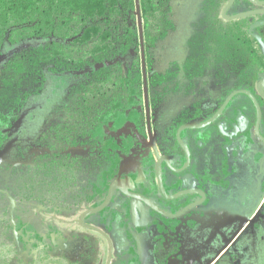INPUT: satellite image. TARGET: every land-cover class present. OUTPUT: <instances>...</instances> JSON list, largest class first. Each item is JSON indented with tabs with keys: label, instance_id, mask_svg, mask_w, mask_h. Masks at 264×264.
<instances>
[{
	"label": "flooded vegetation",
	"instance_id": "1",
	"mask_svg": "<svg viewBox=\"0 0 264 264\" xmlns=\"http://www.w3.org/2000/svg\"><path fill=\"white\" fill-rule=\"evenodd\" d=\"M169 1L172 26L141 61L142 92L62 151L78 158L76 193L64 187L59 204L53 196L48 203L34 199L42 204L26 210V188L18 187L34 174L45 151L38 137L68 92H52L50 83L56 103L48 110L28 105L44 95L51 76L74 73L47 71L42 91L2 126L0 163L8 131L24 114L29 120V138L21 140L27 157L16 151L17 170L0 177V264H210L212 257L220 259L211 264H222L231 252H257L264 238V12L244 13L264 4L194 0L196 14L177 47L168 44L177 29ZM4 44L0 68L16 55L2 54ZM69 79L53 80L72 86L76 76ZM135 95H143V108L130 109ZM109 147L118 154L107 155ZM113 157L121 161L114 171Z\"/></svg>",
	"mask_w": 264,
	"mask_h": 264
},
{
	"label": "trees",
	"instance_id": "2",
	"mask_svg": "<svg viewBox=\"0 0 264 264\" xmlns=\"http://www.w3.org/2000/svg\"><path fill=\"white\" fill-rule=\"evenodd\" d=\"M170 9L169 0H0V50L6 41L48 39L0 68V145L2 126L15 119L30 96L42 91L47 71L76 76L58 117L38 137L45 151L35 161L34 174L28 171L18 186L26 188L21 194L26 210L48 203L51 196L59 204V189L64 187L76 193L80 179L73 166L78 158L62 151L79 146L104 115L118 104L126 107L135 90L142 92L147 78L141 61L172 26ZM125 58L136 63L126 65ZM35 188L41 192L34 195ZM3 214L5 218L8 211Z\"/></svg>",
	"mask_w": 264,
	"mask_h": 264
},
{
	"label": "rangeland",
	"instance_id": "3",
	"mask_svg": "<svg viewBox=\"0 0 264 264\" xmlns=\"http://www.w3.org/2000/svg\"><path fill=\"white\" fill-rule=\"evenodd\" d=\"M198 1V0H195ZM175 11H174V18H177L176 21V31H173L174 33L172 34V40L168 41V44H177V47L180 45L181 43V39L185 36L186 31H188L189 27H188V21L190 20L191 17H193L196 13V9L193 8V2L194 0H171ZM172 6V7H173ZM48 42V39L46 38H41V37H33V38H27L24 40H21L17 43H10V42H6L4 44V52H2V54L4 55H10V57H12L13 55L21 52L22 50L29 48L31 46H39V45H46ZM168 54V53H167ZM166 56V55H165ZM168 57H170V53L168 54ZM53 75V74H51ZM70 77H75V74H67L65 76H51V78H49V83H48V87L46 89V92L44 93V95L40 98H36L35 100H32L33 102H31L28 105L27 109H38L40 110L41 108L48 110V108L52 105L55 104L56 101L54 99V95L50 96L51 92H50V88L49 85L51 83V90L52 92L56 91L57 88H61V94L62 92H68V90L70 89V84H66L61 80H66L69 81ZM53 79H61V80H53ZM51 80V81H50ZM50 96V99H49ZM144 97L143 95L139 96V95H135L133 101L130 104V109H140L144 107ZM33 103H37L34 106ZM39 103V104H38ZM36 112L37 111H31V113ZM30 113V114H31ZM39 114V111H38ZM33 117V116H30ZM106 122V126H108L107 121ZM29 120L27 118V116H22V118L18 121L15 122L12 126V128L10 129V131H8L7 135V142H6V147H5V152L2 155V161L0 163V177L2 178L4 176V173H9L12 170H17L18 168V162L15 161L17 160V157L15 158V152L16 151H24L22 153V156L24 158L27 157V152H25V144L21 142V140L23 139V141L28 140L29 136L26 135L24 137V134L26 132V128L28 126ZM107 128V127H106ZM110 132V130H109ZM113 135V134H112ZM121 143H119L120 145ZM117 144V146H115L116 149H120V146ZM20 147V149H19ZM113 149V147H112ZM107 151V155H111V153H115L118 154V152L116 150L112 151L111 147H109V149H106ZM109 157V156H107ZM121 163L120 160H118L116 157L110 158V169L112 171L116 170L119 166V164ZM3 175V176H2ZM9 178V177H8ZM12 179V178H11ZM9 179V180H11ZM1 181V180H0ZM2 237H9L11 236V232L10 231H4L1 233ZM261 236H263L261 234ZM256 251L259 252H263L264 253V241L259 240L256 246ZM241 252L238 253H233L231 252V255L235 256V257H239L241 256ZM79 257V254H78ZM76 257V258H78ZM78 260V259H77ZM264 264V262L262 263Z\"/></svg>",
	"mask_w": 264,
	"mask_h": 264
},
{
	"label": "crops",
	"instance_id": "4",
	"mask_svg": "<svg viewBox=\"0 0 264 264\" xmlns=\"http://www.w3.org/2000/svg\"><path fill=\"white\" fill-rule=\"evenodd\" d=\"M260 228H262V226ZM261 241H264V238H261ZM219 259L218 257H212L209 259V263H216ZM222 260V264H262L264 262V253L259 251L252 255L245 254L239 257H235L230 253L224 256Z\"/></svg>",
	"mask_w": 264,
	"mask_h": 264
},
{
	"label": "water",
	"instance_id": "5",
	"mask_svg": "<svg viewBox=\"0 0 264 264\" xmlns=\"http://www.w3.org/2000/svg\"><path fill=\"white\" fill-rule=\"evenodd\" d=\"M233 0H231V2H232ZM257 2L259 3V4H264V1L262 2V1H258L257 0ZM262 12H264V10L263 9H260V10H255V11H252V12H248V13H244V15H248V14H251V13H262ZM137 15H138V19L139 20H141V13H140V9H139V5L137 4ZM118 183H115L113 186H112V188H114L116 185H117ZM193 208V207H192ZM189 210V209H188ZM187 211V210H186ZM183 214H184V212H182V213H180V214H177V215H175L176 217H179V216H183ZM168 216V215H167Z\"/></svg>",
	"mask_w": 264,
	"mask_h": 264
}]
</instances>
